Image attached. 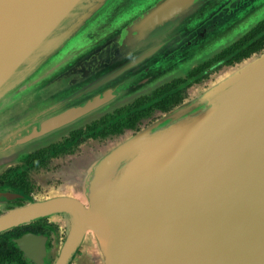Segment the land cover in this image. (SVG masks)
<instances>
[{"label":"water","instance_id":"1","mask_svg":"<svg viewBox=\"0 0 264 264\" xmlns=\"http://www.w3.org/2000/svg\"><path fill=\"white\" fill-rule=\"evenodd\" d=\"M84 1L0 0V174L16 165L4 161L11 148L61 141L187 66L174 79L183 78L264 19V0ZM227 35L240 36L217 45ZM53 37L57 46H49ZM214 65L236 68L198 98L158 112L163 120L149 128L106 137L135 134L61 175L80 173L81 190L103 186L98 264H113L101 239L106 210L119 216L128 264H264V46L233 65ZM140 66L159 69L127 78ZM21 71L28 82L10 91ZM24 201L0 215V233L74 215L75 237L54 263L68 264L85 227L83 204L62 193ZM41 241L29 234L15 243L36 260Z\"/></svg>","mask_w":264,"mask_h":264},{"label":"rangeland","instance_id":"2","mask_svg":"<svg viewBox=\"0 0 264 264\" xmlns=\"http://www.w3.org/2000/svg\"><path fill=\"white\" fill-rule=\"evenodd\" d=\"M87 3L88 1L85 0L81 6L84 7V5ZM239 36L240 35H227L223 37L221 42H218L217 45H220L223 48L234 40H236ZM56 44V37L51 38L49 46H54ZM214 49H208L209 51H206L205 54L213 53L212 51ZM40 54L41 52L36 55L38 61H40ZM186 67H181L180 69L169 73L166 77L163 76L160 79H156L153 83L147 84L146 87L134 91L129 95L128 101L134 100L135 98L141 95L143 96V94L149 93L152 89H155L156 87L165 83L168 80H172L176 77H179V75L187 71ZM234 68H236V66H232L231 68H220L218 67V65H212L211 71L206 72L204 74H200L198 76L201 77L205 75V78L201 79L197 83H191L192 80L188 83L190 85L186 87V89L183 91V100L190 101L192 99L198 98L204 90L209 88V86L214 84L221 77L224 78V76ZM146 69H148L149 73L151 74L155 73V71L159 68L140 66L137 71L130 72L128 70L125 74L128 75L127 78H129L130 76L131 78H135L137 76V79H140L146 77ZM24 70H26V68ZM161 70L163 69H160V71ZM24 73H27V71H21L20 74H18L14 79L9 81V84L6 88H9V90L11 91L12 89L18 87V85L14 84H19L20 82H28V75L25 74L23 76ZM27 88L25 91L31 90ZM115 103L118 104L120 103V101L117 100L115 101ZM122 103H125V100H122ZM161 120H163L161 114L156 112L155 117L152 121L143 123L135 131H138L141 127L147 129L155 122L157 123ZM129 135L135 134L126 133L125 135L123 134V136L121 137L118 136L108 140L106 138L103 140H85L82 144L77 147V149L70 156L65 155L59 157L58 159L54 160L51 164H49L47 168L41 169L38 173L32 175L33 179H36L35 181L37 186V189L34 190L33 194L31 195L32 200H43L52 196H56L57 193H62L67 194L68 196L76 197L86 209L85 227L83 228V232L79 237L80 240L77 242L75 250L72 254V258L69 260L68 264H98L96 256H99V253L98 248L96 247V240L98 237V227L101 223L100 210L104 207L105 199L102 196L103 186L101 187V189L100 187H95L94 189L88 191L81 190V188L79 187V183L83 179V177H81L80 173L73 172L71 173V176L69 175V177H61V175L64 173L70 174V172L75 171L78 168H82L88 160V153L90 155L92 153L95 154L96 152L102 153L105 150L103 148H105L106 146H108L107 149L111 148L121 142L125 136ZM58 142L60 141L57 140L53 142H48L47 140H36L29 144H26L23 147L11 148L5 153L6 155L4 157V161L8 162L9 165H11L12 163L18 164V162L21 161L24 156H27V154L29 155L31 152L36 151V149L46 146L48 144H56ZM94 143L99 144L100 147H104L95 149ZM81 155L86 156L83 157ZM66 181L68 182L67 185H69V181H71V186L66 187L64 185ZM100 183L103 185L104 180L102 179ZM11 195L12 193H8L7 191H0V215H3L7 211H9L6 209L8 203L16 199V197H13ZM106 212L107 213L105 215L104 222L101 227L102 242L109 246L113 264H128L126 259L125 243L122 234V224L119 220V216L109 210H106ZM44 220V226L47 235L42 236L43 241H41V245L43 247V255L40 256L39 261L34 260V262H32L30 260L31 262L28 264H54L61 251L69 242H71V240L75 237V233L77 232V219L74 215L58 214L52 217H48Z\"/></svg>","mask_w":264,"mask_h":264},{"label":"trees","instance_id":"3","mask_svg":"<svg viewBox=\"0 0 264 264\" xmlns=\"http://www.w3.org/2000/svg\"><path fill=\"white\" fill-rule=\"evenodd\" d=\"M263 46L264 19L258 22L250 31L244 34L236 42L216 54L211 60L191 69L187 75L193 76L207 67L210 62L218 60L224 61L223 65L225 66L233 65L234 63L248 57L250 54L259 51ZM180 82L181 80H173L172 82L160 86L149 95L139 97L129 105L119 108L111 114L103 116L99 120H96L83 128L71 131L68 136L63 138L60 142L50 144L51 146H46L25 156L19 163L23 162L27 165L43 163L40 159L43 158L42 156L45 152L52 154L56 151H62L68 144L77 143L76 139H78L82 131L81 129L93 131L98 128L99 133L95 132L93 136L97 135L102 138L119 135L125 130L133 131V125H135V122L138 121L139 118L146 117L153 109H156L157 112H166L181 101L182 97L180 92L174 91V88H176L177 84ZM144 105L147 106L143 108L142 106ZM11 168L6 169L0 174V185H7L13 190L18 189L24 194H27L28 190L25 173H15L19 166ZM31 226L32 225L20 226L0 234V262L3 260H9L16 261L18 264H24L20 259L19 252H17L11 242H8V239L18 237L21 233L29 230Z\"/></svg>","mask_w":264,"mask_h":264},{"label":"flooded vegetation","instance_id":"4","mask_svg":"<svg viewBox=\"0 0 264 264\" xmlns=\"http://www.w3.org/2000/svg\"><path fill=\"white\" fill-rule=\"evenodd\" d=\"M218 62L224 63V61H222V60H218V61H215V62H210L207 67H205L204 69H202L198 73L194 74L193 76H188L187 75L188 72H189L188 71L187 74L183 78L173 79V80H181V82L179 84H177L176 88H174V91L180 92V95H181V97L183 99L184 98L183 91L186 89V87H188L190 85L188 83L191 80H192L191 83H197L201 79L205 78L206 77L205 75H203L201 77H198V76L206 68L211 67L212 65H214V64H216ZM173 80H171L170 82H172ZM182 99H181V101H182ZM146 106L147 105H144L142 107L145 108ZM156 112H157V110L156 109H153L146 117L139 118V120L135 122V125H133L134 126L133 131L137 130L138 127L140 125H142L143 123L152 121L154 119V117H155V113ZM81 130L82 131H81L78 139H76V142L77 143H75V144H72V143L71 144H68L67 146L64 147V149L62 151H56V152H54L52 154L45 152L43 154V156H42L43 158L40 159L41 161H43V163L36 164V165H27L26 163H23L22 162V163H18V164L15 165V166H19L18 170L15 171V173L24 172L25 175H26V178L25 179H26L27 190H28L27 192L28 193L27 194H24L23 192H21L18 189L17 190H13L9 186H7V185H0V191H7L8 193L17 194V195H19V196L22 197V198H16L13 201L9 202L8 203V206L6 207L7 210H12L15 207L22 206L24 204V202H25L24 199H31V195L33 194L34 190L37 189L36 181H35L36 179L34 180L33 177H32V175L38 173L41 169L47 168L49 166V164H51L54 160L58 159L59 157L72 154L77 149V147L80 144H82L85 140H88V139L89 140L90 139L91 140H103V139H105V137L102 138L101 136H97V135L93 136L95 134V132L99 133L98 128L97 129H94L93 131H86L85 129H81ZM36 151H34V152H36ZM34 152H32V153H34ZM32 153H30V154H32ZM36 161H38V160H36ZM36 161H34V162H36ZM37 183H38V181H37ZM28 225H32L29 230L21 233L18 237L9 238L8 239V242H11L13 244V247L17 250V252H19L20 259L23 261L24 264H28L31 261L34 262V260L27 258L26 255H25V253L23 252V250H20L16 246V243L15 242L17 240H19V239H21V238L29 235V234L34 235V236H39V237H41V239H42V236H44V235L46 236L47 235L46 230H45V226H44L45 225V220L44 219H39V220L33 221V222L29 223V224H25V226H28ZM22 226H24V225H21V227ZM18 227H20V226H17L15 228H18ZM0 234H2V233H0ZM42 241H43V239H42ZM23 247L25 248V250L28 248L29 250L31 249V251H33V252L35 251L34 250L35 248L34 247H31V246L28 247V244L27 245H24ZM41 247H42V245H41ZM42 249H43V247H42ZM39 258H40V256L37 257L36 260L39 261ZM0 264H18V263L16 261L3 260L2 262H0Z\"/></svg>","mask_w":264,"mask_h":264}]
</instances>
